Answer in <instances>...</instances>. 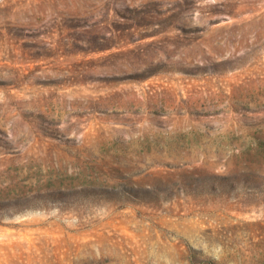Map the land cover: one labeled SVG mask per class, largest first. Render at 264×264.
Returning <instances> with one entry per match:
<instances>
[{
	"label": "rangeland",
	"instance_id": "rangeland-1",
	"mask_svg": "<svg viewBox=\"0 0 264 264\" xmlns=\"http://www.w3.org/2000/svg\"><path fill=\"white\" fill-rule=\"evenodd\" d=\"M0 264H264V0H0Z\"/></svg>",
	"mask_w": 264,
	"mask_h": 264
}]
</instances>
